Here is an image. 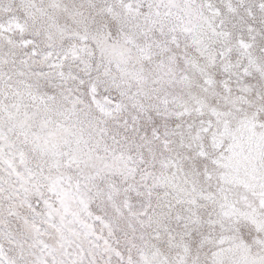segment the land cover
Wrapping results in <instances>:
<instances>
[{
	"label": "snow or ice",
	"instance_id": "obj_1",
	"mask_svg": "<svg viewBox=\"0 0 264 264\" xmlns=\"http://www.w3.org/2000/svg\"><path fill=\"white\" fill-rule=\"evenodd\" d=\"M0 264H264V0H0Z\"/></svg>",
	"mask_w": 264,
	"mask_h": 264
}]
</instances>
